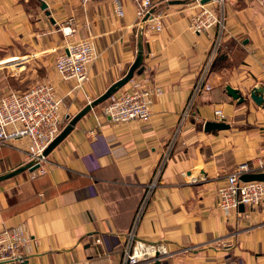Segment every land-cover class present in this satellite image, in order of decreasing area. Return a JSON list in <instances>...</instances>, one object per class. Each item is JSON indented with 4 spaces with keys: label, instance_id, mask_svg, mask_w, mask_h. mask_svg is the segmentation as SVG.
I'll list each match as a JSON object with an SVG mask.
<instances>
[{
    "label": "crops",
    "instance_id": "obj_1",
    "mask_svg": "<svg viewBox=\"0 0 264 264\" xmlns=\"http://www.w3.org/2000/svg\"><path fill=\"white\" fill-rule=\"evenodd\" d=\"M44 2L52 19L41 0H0V98L14 80L19 89L26 86L23 70L10 74L4 67L30 54L38 61L62 47L60 26L71 17L76 20L74 39L92 32L100 58L84 89L72 95L71 84L60 83L54 64L46 60L47 76L65 96L70 117L127 75L141 34L144 71L135 80L159 87L162 95L154 98L147 126H116L104 115L105 106L95 108L47 156L45 175L31 179L32 172L26 171L0 182V230L24 225L31 236L22 264H123L125 236L136 223L137 239L162 252L141 264H264V204L227 216L217 199L218 188L236 166L264 161V106L250 99L239 105L226 92L230 86L247 97L264 87L262 0L227 2L224 50L209 79L213 89L198 99L139 219L147 186L217 29L194 34L187 0L155 5L153 14L164 16L161 31L152 30L157 22L139 24L133 0H122L123 18L116 16L113 0L86 6L80 0ZM131 87L130 82L118 94ZM206 122H224L230 129L206 133ZM26 149L25 141L0 146V177L27 164Z\"/></svg>",
    "mask_w": 264,
    "mask_h": 264
},
{
    "label": "built area",
    "instance_id": "obj_2",
    "mask_svg": "<svg viewBox=\"0 0 264 264\" xmlns=\"http://www.w3.org/2000/svg\"><path fill=\"white\" fill-rule=\"evenodd\" d=\"M86 6L93 0H81ZM136 4L137 16L140 23L152 22L157 24L152 28L161 31L164 16L153 14L156 3L153 0H133ZM198 9L190 17L189 28L194 34H204L217 29L206 62L191 96L180 115L179 123L168 141L161 160L155 172L154 181L147 186L145 200L139 212L141 217L153 192L160 186L161 176L172 159L176 144L184 128L191 120L198 99L205 93L212 91L209 83L217 56L224 49V34L226 32L225 0H188ZM211 5L214 8H210ZM219 5V6H218ZM115 14L118 18L125 15L121 0L115 1ZM75 19L67 22L68 26L61 28L66 39L64 53L56 60L55 69L60 77L67 83L73 84L69 95L83 90L90 80V69L99 60L100 55L96 49V38L92 32L82 39L74 40L76 30ZM139 23V24H140ZM56 51L58 48H55ZM54 49V50H55ZM34 57V56H33ZM132 87L118 95H114L104 109V114L116 126L128 123H141L147 126L152 118L154 98L162 95L159 87L152 88L146 82L131 81ZM63 99L59 96L58 87L53 83L37 84L28 91H11L0 98V146L18 142H26V163L38 160L39 168L30 175L31 179L46 174L45 163L47 157L44 153L50 144L58 137L61 126L67 121L63 116L61 105ZM217 116L224 119L221 111ZM68 116V115H67ZM66 120V121H65ZM264 172V162L259 159L252 163L238 165L228 174L225 181L217 190L218 208L227 216L233 212L240 213V206L258 209L264 204V181L244 182L241 178L245 175ZM28 231L24 225L0 230V264H22L29 252L30 241ZM126 247L124 250L123 264H141L156 257V249L146 246L137 239V223L125 236ZM102 240H96L101 244ZM165 254V252H163Z\"/></svg>",
    "mask_w": 264,
    "mask_h": 264
},
{
    "label": "water",
    "instance_id": "obj_3",
    "mask_svg": "<svg viewBox=\"0 0 264 264\" xmlns=\"http://www.w3.org/2000/svg\"><path fill=\"white\" fill-rule=\"evenodd\" d=\"M211 0H204L203 3H207ZM47 6L43 5V9H46ZM49 15V14H48ZM143 34H141L138 42V51L137 57L134 64L128 71V74L122 78L120 81L113 84L102 96L96 99L91 104L87 105L80 113H78L66 126V128L62 131V133L50 144L47 150L44 153V157H47L57 146H59L74 130L77 123L86 116L89 112H91L95 107L101 105L102 103L106 102L116 93H118L122 88H124L127 84H129L135 74H141L144 71L143 62H144V45H143ZM226 92L228 96H230L233 100L237 101L239 105H242L246 102V98L239 90H235L230 86L226 87ZM250 99L257 105V106H264V87L259 86L254 88L250 93ZM230 129V125L224 122H206L204 125V131L206 133H211L215 131H224ZM38 160H33L22 166L21 168L11 172L10 174L4 175L0 177V182L4 180L11 179L17 175H20L26 171L33 172L39 168V165H36ZM244 182H251V181H264V173L261 174H249L245 175L241 178ZM240 212H245V207L243 205L240 206ZM156 264H161L160 261L156 262Z\"/></svg>",
    "mask_w": 264,
    "mask_h": 264
},
{
    "label": "rangeland",
    "instance_id": "obj_4",
    "mask_svg": "<svg viewBox=\"0 0 264 264\" xmlns=\"http://www.w3.org/2000/svg\"><path fill=\"white\" fill-rule=\"evenodd\" d=\"M81 1V0H80ZM114 1V5H115V1L116 0H113ZM155 3H156V5H158V6H160V5H162V6H165L166 4H167V2L169 1V0H153ZM229 0H225L224 2H223V6H224V8H225V6H226V4H227V2H228ZM41 2L43 3V5H46L47 6V8L46 9H43V6H42V10L45 12V14H49V15H47V17L48 18H53V16H52V14H51V12H50V10L48 9V5L44 2V0H41ZM121 2H122V0H121ZM81 3H82V1H81ZM262 3L264 4V0H262ZM122 4H123V2H122ZM135 4V3H134ZM185 4H186V6H187V8L188 9H190V11H191V15L193 14V13H195V12H197V10L198 9H196L195 8V5H192V4H190V2L187 0V2H185ZM219 6V5H218ZM123 7H124V5H123ZM135 8H137V6H136V4H135ZM210 8H214V6L213 5H211V7ZM225 16H226V9H225ZM73 17H71V18H69V20L70 19H72ZM74 19V18H73ZM139 19V18H138ZM54 20V19H53ZM69 20H67L65 23H62L61 24V26H60V29L61 28H63L64 26H68L67 25V22L69 21ZM139 21H140V19H139ZM75 22H76V20H75ZM140 24H142V23H140ZM76 25V23L74 24V26ZM146 26H149L148 24H145ZM144 25V26H145ZM73 26V27H74ZM90 27V26H89ZM143 27V26H142ZM148 28V27H147ZM91 30V29H90ZM62 31V30H61ZM218 32V31H217ZM226 33H227V18H226V32H225V34H224V39H225V37H226ZM87 34H89V33H87ZM64 36V35H63ZM87 36V35H86ZM138 38H140V35H139V37ZM82 39V38H81ZM75 40V39H74ZM95 42H96V40H95ZM65 44H66V39H65V37H64V45L62 46V47H59L58 49H57V51H56V49L55 48H53V50L52 51H49L46 55H44L43 57H41V59H39L38 61H35L36 59L33 57V55H31L30 54V56H23V57H21V58H19V59H23V60H21V61H19L18 63H16V64H8L7 66H5L4 68V71H6L7 73H10V74H16V73H19V72H21V70H23V75H22V77H25L26 76V86L23 88V89H19L18 87H17V85H18V83L14 80V81H12L11 82V87L9 86V91L8 92H11V91H13V89H14V91H28V89H30V88H33L34 86H36L37 84H50V80H51V78H50V76H47V68H46V66H45V62H46V60H50V63H53L54 64V71H55V77L56 78H58L59 79V82L60 83H67L66 81H64L61 77H60V75L57 73V71H56V69H55V65H56V60L59 58V56L61 55V54H63L64 53V46H65ZM55 49V50H54ZM224 50V49H223ZM221 54H222V52L217 56V59L221 56ZM35 59V60H34ZM23 64H25V65H23ZM10 71V72H9ZM128 74V73H127ZM136 75H138V74H135V76H134V78L133 79H135V77H136ZM67 84H71L70 82L69 83H67ZM71 86L73 87V84H71ZM14 87V88H13ZM72 87H71V89H72ZM19 89V90H18ZM71 89H70V91H71ZM80 91H82V90H80ZM80 91H76V92H74V94L75 93H77V92H80ZM8 92H5V94L6 93H8ZM58 93H59V96L63 99V103H62V105H61V111H62V114H63V116H65V117H67V121L61 126V132H60V134L62 133V131L66 128V126L69 124V122L76 116H71L70 117V114H69V110H68V106H67V104H65V96L64 95H62V93L60 92V90H59V88H58ZM120 94V93H119ZM115 95H118V93H116ZM113 97V96H112ZM111 97V98H112ZM245 98H246V102L244 103V104H246L247 103V100H249L250 99V94H248L247 95V97L246 96H244ZM110 98V99H111ZM110 99H108L106 102H104V103H102L101 105L104 107H106L108 104H109V102H110ZM251 100V99H250ZM88 101H89V99H88ZM95 101V100H94ZM94 101H89L88 103L89 104H91L92 102H94ZM88 104V105H89ZM101 105H99V106H101ZM243 105V104H242ZM99 106H97V107H99ZM97 107H95V108H97ZM105 107H104V109H105ZM94 108V109H95ZM93 109V110H94ZM104 109H103V112H104ZM92 112V111H91ZM68 115V116H67ZM105 115V114H104ZM106 116V115H105ZM107 117V116H106ZM203 125H205V124H203ZM183 133V132H182ZM182 133H181V135H182ZM59 134V135H60ZM58 135V136H59ZM173 156V155H172ZM260 158H257V159H255V160H252L251 162H246V163H252V162H254V161H257V160H259ZM262 160V159H261ZM263 161V160H262ZM264 162V161H263ZM244 164V163H243ZM241 165V164H240ZM237 167V166H236ZM156 170H157V168H156ZM261 173H264V172H258V173H254V174H261ZM252 182V181H251ZM157 190V189H156Z\"/></svg>",
    "mask_w": 264,
    "mask_h": 264
}]
</instances>
